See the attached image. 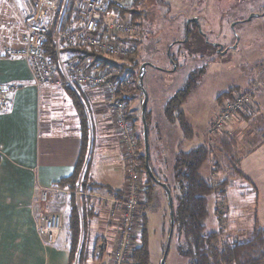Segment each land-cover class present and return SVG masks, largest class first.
<instances>
[{
	"label": "rangeland",
	"instance_id": "374dc122",
	"mask_svg": "<svg viewBox=\"0 0 264 264\" xmlns=\"http://www.w3.org/2000/svg\"><path fill=\"white\" fill-rule=\"evenodd\" d=\"M124 10L130 19L134 16L135 19L132 20L137 31L135 39L128 42L129 52L124 59L120 61L106 59L91 49H85L88 54L92 55L79 60L76 54L65 51L66 46L61 45V61L75 63L86 71L95 72V74L117 78L118 80L113 81L117 83V98L122 101L126 115L133 119V124L134 118H139V123H141L140 110L143 95L138 87L137 77L140 65L142 63L151 65L146 67L143 77V87L148 95L146 111L150 116V131L148 133V158L150 157V159L151 151L156 145L155 124L160 129V145L166 146L168 130L165 128L166 119L164 116L166 102L177 91L183 89L188 82H193L191 92L183 101L181 109L188 118L194 138L184 140L181 150L187 151L199 144H205L211 150L210 156L203 165V167L210 165V171L204 169L201 171V175L217 188L216 193L207 197L206 232H216L222 227L220 240L223 243L248 240L255 224L260 228H264V226L254 222L256 213L253 195L248 196L251 193L249 187L240 181L235 170H238L236 161L253 147V138L245 130L221 133L216 137L209 138L207 137V128L203 135V128L214 115L216 97L231 89L232 92L238 91L231 87H234L236 82H240L239 78L242 73L240 69L249 66L251 68L252 65L264 67V16H262L264 0H129ZM251 14H256L258 17L246 21ZM193 18L198 19L201 32L206 35L204 39H207L209 44H221L224 49H227L225 54H217L196 32L193 23L189 24L187 40L183 42L185 22ZM233 45H236L235 49L231 48ZM170 54L175 60V70H172L174 62L170 61ZM71 58L72 60H70ZM130 58H134L138 66L131 67L133 65L130 64ZM249 70L247 72L251 71L252 73V70ZM57 71L61 74L60 79H62L59 66H57ZM54 87L63 91L69 90L62 85ZM80 89H91L92 92L97 89L101 93L102 106L110 116L109 120L112 129H114L116 144L120 147L112 121V113H109L107 108L108 99H110L109 91L89 86H81ZM223 98L225 97L220 98L219 102ZM135 131L140 135L137 141H141L144 153L142 123L141 127L137 126V129H134V133ZM171 135L174 137V132ZM167 151L168 149H165L164 158L167 156ZM91 160H93V156H91ZM150 165V170L155 173L152 161ZM161 169L163 171L156 173L162 181H165L161 182L169 186L171 192L170 187L174 185L173 175L166 160ZM143 171L141 170L142 187L145 185L144 174H147L145 167ZM124 179L125 172L123 171ZM91 185L98 186L95 183ZM97 191L88 194L101 195ZM82 196L73 195L78 209L81 207ZM150 198L151 200L145 203V194L142 192L135 229V246L139 243L145 216L150 261L151 264H160L167 242L169 209L166 194L159 185L153 188ZM92 199L95 200L93 202L97 206V212L103 213L104 216L105 207L102 202L94 197ZM98 237H95V241ZM95 258L97 262L93 261L88 264H100L103 261L100 260L99 253ZM164 264H188L186 258L178 254L175 239L170 241Z\"/></svg>",
	"mask_w": 264,
	"mask_h": 264
},
{
	"label": "crops",
	"instance_id": "0c3cea01",
	"mask_svg": "<svg viewBox=\"0 0 264 264\" xmlns=\"http://www.w3.org/2000/svg\"><path fill=\"white\" fill-rule=\"evenodd\" d=\"M22 8L23 0H0V89L11 87L0 106V264H69L70 197L67 202L54 196L43 201L41 192L69 177L81 157L82 120L76 103L85 112L89 127V148L85 157L89 184L121 194L123 155L97 89L93 93L91 89L79 88L74 103L67 91L54 86L37 88L26 61L6 55L7 46L18 44L16 36L21 29ZM249 68L240 69V82L231 88L245 90L253 77H264V67L252 65V73ZM253 97L251 109L234 119L230 132L245 130L253 138V147L236 161V168L243 176L239 177L240 181L249 187L248 196L253 195L254 222L264 226V89L256 91ZM214 103L216 111V99ZM213 117L203 128V135ZM165 121L168 130L164 147L160 145V129L154 125L156 145L151 151V161L152 165L156 164L155 168L153 165L155 173L163 171L165 160L172 170L174 156L182 151L185 140L176 124ZM138 123L139 118H134L136 129ZM165 149H168L166 158ZM209 166L205 165L201 171H210ZM51 212H61L63 223L54 243L48 244L39 234L38 226L40 219ZM102 214L91 221L89 234L95 239L107 233L113 239L114 227L103 225ZM100 260H103L100 264L105 263L104 256L100 255Z\"/></svg>",
	"mask_w": 264,
	"mask_h": 264
},
{
	"label": "built area",
	"instance_id": "2783aa9c",
	"mask_svg": "<svg viewBox=\"0 0 264 264\" xmlns=\"http://www.w3.org/2000/svg\"><path fill=\"white\" fill-rule=\"evenodd\" d=\"M129 0H23L20 10V32L17 45L5 48L6 55L26 61L37 88L62 85L75 93L81 86L109 91L108 112L112 113L120 150L123 155L125 179L120 196L107 193L89 194L105 207L103 225L114 227L111 239L107 233L96 239L97 252L105 257L104 264H131L130 253L135 246V229L141 205L140 156L134 124L127 119L124 105L117 98V83L107 75L86 71L75 63L60 59V46L85 47L103 58L120 61L128 54V42L135 39L136 26L127 13L119 15ZM50 38L55 47L56 61L43 55V45ZM60 67L61 74L57 71ZM11 87L0 89V106ZM264 89V77H253L245 90L234 91L223 98L206 129L209 138L229 133L235 118L251 109L253 95ZM81 196L79 190L50 186L42 190L41 199L56 197L67 202L70 196ZM62 213L51 212L39 221L38 232L48 244L54 243L62 228Z\"/></svg>",
	"mask_w": 264,
	"mask_h": 264
},
{
	"label": "trees",
	"instance_id": "16d2710c",
	"mask_svg": "<svg viewBox=\"0 0 264 264\" xmlns=\"http://www.w3.org/2000/svg\"><path fill=\"white\" fill-rule=\"evenodd\" d=\"M123 13H125L124 9L120 10L118 14L122 15ZM133 13L135 14L136 12ZM132 19H135L134 16L131 18L133 22ZM174 44H176V42H174ZM85 49L87 48L78 46L64 48L65 51L76 54L79 60L86 59L92 55L88 54ZM42 51L43 55L52 61H56L55 47L50 38L45 39ZM170 58L175 63L171 54ZM70 60H72V58ZM130 64L133 65L131 67L138 66L134 58H130ZM110 80L116 81L118 79L113 76ZM191 85H193V82H188L183 89L177 91L168 99L164 107L165 119L169 123L176 124L179 127L185 140H191L194 135L181 109L183 101L191 92ZM67 92L73 96L75 103L77 100L75 92L72 90H67ZM230 93L231 90L219 95L216 100L219 102L220 98L227 97ZM76 106L79 112H81L80 117L82 120L81 157L73 173L69 177L61 179L54 184V186L65 188L72 192L79 189L80 192L83 193L80 209L76 207L74 197L70 196L71 209L67 213L69 264H88L93 261L97 262L95 258L98 254L96 250V241L91 238L89 233L91 221L99 214L93 199L88 196V193L97 190H106L115 196H120V194L117 190H109L101 185L94 187V185L89 184L86 178L85 164V157L89 148V127L85 112H83L79 104L76 103ZM145 118L149 133L150 121L147 111L145 113ZM127 119L131 122L133 121L130 116H127ZM138 126L141 127V123H139ZM135 135L137 139L140 136L136 131ZM138 143L142 148L140 140ZM210 152L211 150H209L208 146L199 144L187 151H179L174 156V164L172 166L174 185L170 187L172 196V216L174 221L171 240L175 239L178 254L186 258L188 264H264V228L257 227L255 224V228L251 231L248 240L238 242L234 240L231 243H223V241L220 240L222 227L216 232H206L205 219L208 216L207 197L217 191V188L201 175V169L210 156ZM139 159L141 170L144 172L145 156L143 152H141ZM148 162L150 168V157L148 158ZM235 171L238 177H243L238 170ZM152 174L156 180L162 181L156 173L152 172ZM144 178L145 185L143 187V194H145V203H148L149 200H151L152 190L157 184L151 180L147 174H144ZM162 182L165 181L163 180ZM169 227L168 224L166 236L169 234ZM81 232L82 238L80 239ZM130 262L131 264H151L147 219L145 216L142 222L139 243L134 246L130 253Z\"/></svg>",
	"mask_w": 264,
	"mask_h": 264
},
{
	"label": "water",
	"instance_id": "95a60500",
	"mask_svg": "<svg viewBox=\"0 0 264 264\" xmlns=\"http://www.w3.org/2000/svg\"><path fill=\"white\" fill-rule=\"evenodd\" d=\"M262 16H264V13L262 14ZM258 17V15L256 14H251L246 21H250L252 18H256ZM190 23H194L198 25V19L197 18H193V19H189L186 20L185 22V26L187 27ZM234 25V24H233ZM233 25L231 26L233 28ZM187 40V36L185 34V38L183 40V42H185ZM206 42H208L207 39H205ZM213 47H218L217 53L220 55H223L226 53L227 49H223L222 45H219L217 43H212ZM236 45H233L231 48L235 49ZM168 55V53H167ZM169 56V55H168ZM151 65L148 63H142L140 65V69L138 72V87L142 92L143 95V99H142V103H141V110H140V117H141V123H142V139H143V148H144V156H145V169L147 172V175L149 176V178L151 180H153L157 185H159L165 192L166 197H167V205H168V209H169V216H170V223H169V234L167 236V242L165 245V249H164V253L161 259L160 264H164L165 263V259H166V255L168 252V248L170 245V241H171V233H172V229L174 226V221H173V211H172V196H171V192L168 188V186L158 180L155 179V177L153 176L150 168H149V164H148V154H149V142H148V129H147V123H146V118H145V112H146V106L148 103V95L147 92L145 91L144 87H143V77L145 75V69L146 67H150ZM175 65L173 64V68L172 70H175Z\"/></svg>",
	"mask_w": 264,
	"mask_h": 264
},
{
	"label": "flooded vegetation",
	"instance_id": "af4514ba",
	"mask_svg": "<svg viewBox=\"0 0 264 264\" xmlns=\"http://www.w3.org/2000/svg\"><path fill=\"white\" fill-rule=\"evenodd\" d=\"M194 24V23H193ZM189 26V25H188ZM186 27L185 26V29H184V34H186V36L188 35V30H189V27ZM194 28L196 29V32L199 34V35H201V37L204 39V38H206V35L205 34H203L202 32H201V28H200V26L199 25H197V24H194ZM204 41H205V39H204ZM176 42H182V41H176ZM206 42V41H205ZM212 49H214L215 51H216V53H217V50H218V47H213L212 46V43H208V42H206ZM217 44H219V43H217ZM219 45H221V44H219ZM222 50H224V48L222 49ZM218 54V53H217ZM220 55V54H219ZM169 59H170V61L173 63V61H172V59L169 57ZM174 65H175V63H174Z\"/></svg>",
	"mask_w": 264,
	"mask_h": 264
}]
</instances>
